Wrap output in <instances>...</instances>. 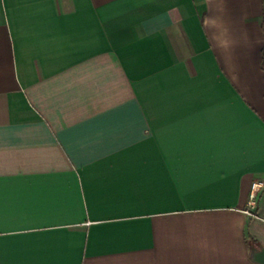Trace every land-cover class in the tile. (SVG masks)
Wrapping results in <instances>:
<instances>
[{
    "label": "crops",
    "instance_id": "obj_1",
    "mask_svg": "<svg viewBox=\"0 0 264 264\" xmlns=\"http://www.w3.org/2000/svg\"><path fill=\"white\" fill-rule=\"evenodd\" d=\"M263 54L264 0H0V264H262Z\"/></svg>",
    "mask_w": 264,
    "mask_h": 264
},
{
    "label": "built area",
    "instance_id": "obj_2",
    "mask_svg": "<svg viewBox=\"0 0 264 264\" xmlns=\"http://www.w3.org/2000/svg\"><path fill=\"white\" fill-rule=\"evenodd\" d=\"M264 187V181L263 180H256L253 185H252V194H251V200H250V205H254L256 203V197L258 194V191ZM247 212L251 215L256 216L257 213L254 212L253 210H247Z\"/></svg>",
    "mask_w": 264,
    "mask_h": 264
},
{
    "label": "water",
    "instance_id": "obj_3",
    "mask_svg": "<svg viewBox=\"0 0 264 264\" xmlns=\"http://www.w3.org/2000/svg\"><path fill=\"white\" fill-rule=\"evenodd\" d=\"M252 257L254 260L264 264V246L255 248L252 253Z\"/></svg>",
    "mask_w": 264,
    "mask_h": 264
},
{
    "label": "trees",
    "instance_id": "obj_4",
    "mask_svg": "<svg viewBox=\"0 0 264 264\" xmlns=\"http://www.w3.org/2000/svg\"><path fill=\"white\" fill-rule=\"evenodd\" d=\"M262 67L264 69V54H263V60H262Z\"/></svg>",
    "mask_w": 264,
    "mask_h": 264
}]
</instances>
